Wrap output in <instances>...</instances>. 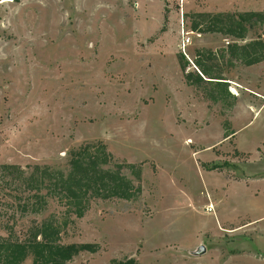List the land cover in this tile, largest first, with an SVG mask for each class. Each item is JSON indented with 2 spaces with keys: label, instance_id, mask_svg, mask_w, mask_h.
Here are the masks:
<instances>
[{
  "label": "rangeland",
  "instance_id": "374dc122",
  "mask_svg": "<svg viewBox=\"0 0 264 264\" xmlns=\"http://www.w3.org/2000/svg\"><path fill=\"white\" fill-rule=\"evenodd\" d=\"M244 12H264V0L0 3V236L24 240L47 219L60 243L98 247L67 264H264V187L251 185L264 178V143L242 153L233 135L264 142V59L225 55L264 42V27L244 40L199 31L206 20L193 29L197 14ZM199 55L222 83L196 79ZM87 143L104 145L140 192L93 198L80 218L53 198L21 213L26 194L1 165L66 170Z\"/></svg>",
  "mask_w": 264,
  "mask_h": 264
},
{
  "label": "trees",
  "instance_id": "16d2710c",
  "mask_svg": "<svg viewBox=\"0 0 264 264\" xmlns=\"http://www.w3.org/2000/svg\"><path fill=\"white\" fill-rule=\"evenodd\" d=\"M197 17L199 22L194 24L193 29H198L206 20L204 30L198 29L199 31L223 32L240 40H244L247 32L256 25L264 27V12H244L236 15L200 13ZM225 55L229 62L239 59L246 66L256 64L264 59V42L258 36L256 40H250L242 47L230 44ZM199 57L200 55L196 56L194 64L201 75L195 76L196 79L201 81L202 77H206L217 80L215 83H222L220 80L223 78L210 76L209 72L214 65L206 60L211 58L208 56L203 60ZM110 158L104 145L87 143L69 152L66 170L45 165H33L24 170L13 164H3L1 170L26 194L18 204L21 213L38 214L45 209L48 199L53 198L65 206L68 212L80 218L93 198L130 200L140 192V186L134 187L121 173L122 165L110 166ZM97 250V245L92 243H60L59 224L54 220L45 219L34 224L24 240H14L9 235L0 236V264H20L28 255L32 257V264H67L80 252L95 253ZM111 264L138 263L130 258L121 262L113 260Z\"/></svg>",
  "mask_w": 264,
  "mask_h": 264
},
{
  "label": "crops",
  "instance_id": "0c3cea01",
  "mask_svg": "<svg viewBox=\"0 0 264 264\" xmlns=\"http://www.w3.org/2000/svg\"><path fill=\"white\" fill-rule=\"evenodd\" d=\"M255 89L254 90H250V92L256 94L258 91H257V89L256 90ZM260 110L261 109H256V110L254 109V114L251 116L252 119H254L258 115ZM250 122L251 121H247L242 126V128L247 127L250 124ZM242 128H240V130ZM233 135H234V142H236L237 148L242 153H254V152H256V149L258 147H260L264 143L263 141H261L259 139H256V138H247L246 137L243 140L242 139H238V135L236 134V131L234 132ZM229 137H231V136H229ZM225 138H228V136L227 137H223V139H225ZM240 183H242V182H240ZM243 184H245V183L243 182ZM251 185H252L253 189L255 187L256 188L261 187L263 189V187H264V178H262V179H260V178L259 179H254V182ZM245 186H246V184H245Z\"/></svg>",
  "mask_w": 264,
  "mask_h": 264
},
{
  "label": "built area",
  "instance_id": "2783aa9c",
  "mask_svg": "<svg viewBox=\"0 0 264 264\" xmlns=\"http://www.w3.org/2000/svg\"><path fill=\"white\" fill-rule=\"evenodd\" d=\"M189 40H190V38H189L188 36H186V37L183 39V41H182L183 46L187 45V44L189 43Z\"/></svg>",
  "mask_w": 264,
  "mask_h": 264
},
{
  "label": "bare ground",
  "instance_id": "6f19581e",
  "mask_svg": "<svg viewBox=\"0 0 264 264\" xmlns=\"http://www.w3.org/2000/svg\"><path fill=\"white\" fill-rule=\"evenodd\" d=\"M9 1H12V0H1L0 3L9 2ZM210 207H211V205H208V208H210Z\"/></svg>",
  "mask_w": 264,
  "mask_h": 264
},
{
  "label": "water",
  "instance_id": "95a60500",
  "mask_svg": "<svg viewBox=\"0 0 264 264\" xmlns=\"http://www.w3.org/2000/svg\"><path fill=\"white\" fill-rule=\"evenodd\" d=\"M199 252L200 253L204 252V247L203 246H199Z\"/></svg>",
  "mask_w": 264,
  "mask_h": 264
}]
</instances>
